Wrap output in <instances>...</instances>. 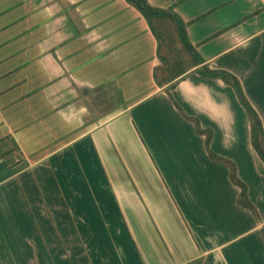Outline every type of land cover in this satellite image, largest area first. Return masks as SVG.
I'll list each match as a JSON object with an SVG mask.
<instances>
[{
  "label": "crops",
  "instance_id": "1",
  "mask_svg": "<svg viewBox=\"0 0 264 264\" xmlns=\"http://www.w3.org/2000/svg\"><path fill=\"white\" fill-rule=\"evenodd\" d=\"M148 3L238 78L264 128V0ZM158 64L125 0H0V264H264V163L245 111L195 71L168 94Z\"/></svg>",
  "mask_w": 264,
  "mask_h": 264
},
{
  "label": "trees",
  "instance_id": "2",
  "mask_svg": "<svg viewBox=\"0 0 264 264\" xmlns=\"http://www.w3.org/2000/svg\"><path fill=\"white\" fill-rule=\"evenodd\" d=\"M125 1L142 15L156 40V56L159 61L153 69L156 86L164 88L169 94L175 84L190 71H195L204 78L222 81L233 90L245 111L249 120L250 144L264 163V128L258 113L245 96L238 78L226 70L209 68L188 39L186 24L172 8L154 7L148 3V0ZM187 118L194 123L196 132L205 136V147L209 157L227 167L230 181L239 188L237 203L258 218V213L248 198L247 188L237 175L235 164L225 157L214 154L209 147L210 131L201 129L197 120ZM261 232L264 238V231Z\"/></svg>",
  "mask_w": 264,
  "mask_h": 264
},
{
  "label": "rangeland",
  "instance_id": "3",
  "mask_svg": "<svg viewBox=\"0 0 264 264\" xmlns=\"http://www.w3.org/2000/svg\"><path fill=\"white\" fill-rule=\"evenodd\" d=\"M116 103H117V99L114 98V99L112 100V104L115 105Z\"/></svg>",
  "mask_w": 264,
  "mask_h": 264
}]
</instances>
